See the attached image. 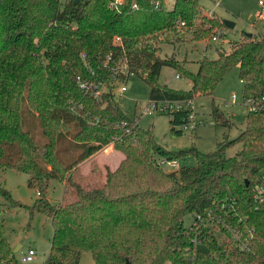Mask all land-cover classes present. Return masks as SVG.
<instances>
[{"label": "trees", "instance_id": "trees-1", "mask_svg": "<svg viewBox=\"0 0 264 264\" xmlns=\"http://www.w3.org/2000/svg\"><path fill=\"white\" fill-rule=\"evenodd\" d=\"M174 1L173 8L164 0L113 8L109 0H0V168L24 171L37 191L28 206L0 181V214L24 205L50 218L42 264H79L83 251L96 264H264V198L253 195L264 172V108L247 111L244 129L214 149H168L115 96L114 86L132 73L148 84L149 101L191 103L235 65L244 97L264 94V31L243 32L215 57L199 58L195 71L175 52L162 54L163 43L198 41L224 25L200 0ZM163 65L190 87L160 82ZM190 112V105L175 110L170 130L181 133ZM211 113L230 123L218 107ZM233 141L241 148L226 155ZM109 144L123 156L106 166L104 181L77 180L80 164ZM187 154L195 165L167 171L159 163ZM50 179L64 183L62 200L46 197ZM0 264H20L2 217Z\"/></svg>", "mask_w": 264, "mask_h": 264}, {"label": "rangeland", "instance_id": "rangeland-1", "mask_svg": "<svg viewBox=\"0 0 264 264\" xmlns=\"http://www.w3.org/2000/svg\"><path fill=\"white\" fill-rule=\"evenodd\" d=\"M206 9H212L220 19L234 22L233 26L224 23L218 39L211 36L198 41L179 44H162V54L175 52L177 58H186L185 66L191 71L198 67V59L202 56L213 58L218 48L228 49L231 41L238 39L243 32L261 33L264 31V16L258 15L261 5L258 0H200ZM170 0L167 5L170 6ZM159 81L176 89H187L190 81L180 71L170 65H163L159 73ZM126 89L121 91L120 84L114 86L115 96L120 99L123 109L129 114L138 116L140 126L151 127L154 140L168 149H180L195 146L201 151L214 149L218 142L225 138H235L245 127L247 109L243 103V82L238 76V66H233L215 85L211 93L196 95L191 99V112L195 115L196 126H178L181 133L169 128V115L164 112L143 113L141 107L149 103V86L135 74H129L123 82ZM235 94V102H232ZM218 107L229 118L230 123L222 124L212 115V107ZM39 141V140H38ZM41 141V140H40ZM107 147V149H106ZM84 160L80 165L82 177H76L82 183L101 184L105 179L106 166L113 169L123 154L112 144ZM241 148L240 141H233L226 148V155H233ZM160 161V160H159ZM174 166L168 162H159L167 170H174L181 165H195L192 154L175 159ZM94 168L92 169V167ZM0 181L9 190L11 196L25 205H32L37 197L35 188L27 183V174L12 167L0 168ZM64 183L58 179H50L46 197L53 202L63 199ZM3 229L20 264H42L48 254L52 226L50 218L42 212L31 210L24 205L5 207L0 214ZM194 217L193 212L183 216L184 224H189ZM16 248V249H15ZM28 248L35 253L32 259L21 262L20 257ZM79 264H96L89 251H83Z\"/></svg>", "mask_w": 264, "mask_h": 264}, {"label": "built area", "instance_id": "built-area-1", "mask_svg": "<svg viewBox=\"0 0 264 264\" xmlns=\"http://www.w3.org/2000/svg\"><path fill=\"white\" fill-rule=\"evenodd\" d=\"M166 5H167V0H164ZM216 4H218V0H215ZM260 5H261V10L259 11L258 15H262L264 16V0H258ZM125 2V0H109V5L113 8H118L119 6H121L123 3ZM171 4L170 8L174 7V0H170ZM132 6L136 7L137 3L136 2H132ZM205 12L206 14L211 17L214 15L215 11L212 9H206L205 8ZM181 23H183V21H181ZM217 32L221 33V29L217 28L215 30V32L211 35V38L213 40L218 39V35ZM119 40L118 37L115 38V41ZM83 57H85V53L81 54ZM125 80L120 81V90L123 91L126 89V84H124ZM80 87L81 88H85L86 87V82L80 80ZM99 90L94 92V95H98ZM232 102H235V94H232ZM243 103L247 109V111H256V110H260L264 108V94L261 95H257V96H249V97H244L243 99ZM190 105V101L186 100V99H171V98H162V99H156L153 101H149L148 105L141 107L142 112L143 113H151V112H164L166 114H168L169 116H171L173 114V112L175 110H179L182 109L184 107H187ZM190 124H193V127L196 126V120H195V115L193 114V112H190L188 115V120L183 123L181 126L183 127H187ZM161 163L163 162H168L174 166L176 165V161L175 159H161L160 160ZM253 195L256 198H264V172L260 175V179L258 181V183L255 185L254 190H253ZM198 219H200L202 221V218L200 216H198ZM195 243H196V239H194ZM35 253V250L33 248H28L26 253H23L20 257V261L21 262H26L28 260L32 259V255Z\"/></svg>", "mask_w": 264, "mask_h": 264}, {"label": "water", "instance_id": "water-1", "mask_svg": "<svg viewBox=\"0 0 264 264\" xmlns=\"http://www.w3.org/2000/svg\"><path fill=\"white\" fill-rule=\"evenodd\" d=\"M223 22L229 26H233L234 25V22L228 20V19H223ZM251 32H248V34H250ZM245 182H247V180H245ZM16 249V248H15ZM122 264H133L131 263L130 261L126 260L124 263Z\"/></svg>", "mask_w": 264, "mask_h": 264}, {"label": "crops", "instance_id": "crops-1", "mask_svg": "<svg viewBox=\"0 0 264 264\" xmlns=\"http://www.w3.org/2000/svg\"><path fill=\"white\" fill-rule=\"evenodd\" d=\"M106 149H107V147H106ZM121 158H122V157L120 156V159H121ZM120 159H119V160H120ZM82 163H84V161H83ZM82 163H81V164H82ZM81 164H80V165H81Z\"/></svg>", "mask_w": 264, "mask_h": 264}]
</instances>
